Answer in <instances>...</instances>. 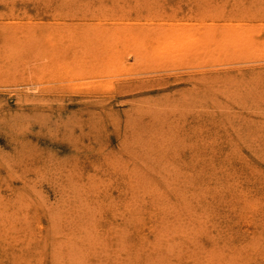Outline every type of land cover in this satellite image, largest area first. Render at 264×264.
Segmentation results:
<instances>
[{
    "label": "rangeland",
    "instance_id": "1",
    "mask_svg": "<svg viewBox=\"0 0 264 264\" xmlns=\"http://www.w3.org/2000/svg\"><path fill=\"white\" fill-rule=\"evenodd\" d=\"M0 264H264V0H0Z\"/></svg>",
    "mask_w": 264,
    "mask_h": 264
},
{
    "label": "bare ground",
    "instance_id": "2",
    "mask_svg": "<svg viewBox=\"0 0 264 264\" xmlns=\"http://www.w3.org/2000/svg\"><path fill=\"white\" fill-rule=\"evenodd\" d=\"M229 33V32H227ZM231 34L232 36H223L224 38H231L232 40L230 41L231 43L233 44H239L238 42H244V38H243V33H239V32H232V33H229ZM209 36V35H208ZM249 38V37H248ZM202 42V38L200 37L199 38ZM253 39V37H252ZM247 40H250V39H247ZM253 41V40H252ZM208 42V41H205V43ZM188 43H191V44H194V45H197V43H199L198 40H188V41H183V42H180L177 44L178 48H182L184 45H188ZM245 44V42L243 43ZM247 45V44H246Z\"/></svg>",
    "mask_w": 264,
    "mask_h": 264
}]
</instances>
